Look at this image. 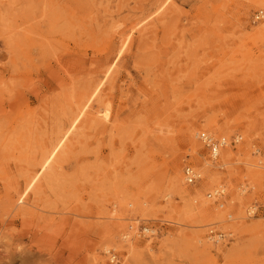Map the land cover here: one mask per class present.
I'll return each instance as SVG.
<instances>
[{"label":"rangeland","instance_id":"obj_1","mask_svg":"<svg viewBox=\"0 0 264 264\" xmlns=\"http://www.w3.org/2000/svg\"><path fill=\"white\" fill-rule=\"evenodd\" d=\"M160 1L0 0V202H16L37 173L22 215L0 203V264H108L110 254L119 264H264V177H251L264 173V18L254 20L264 8L171 0L147 32L131 29ZM112 63L89 110L99 121L80 118L40 171ZM201 132L242 137L225 147L227 163L221 149L212 162ZM204 160L220 181L193 185L213 213L178 219L204 205L172 193L173 168L183 180ZM137 194L144 211L121 204ZM209 229L230 240L213 245Z\"/></svg>","mask_w":264,"mask_h":264},{"label":"bare ground","instance_id":"obj_2","mask_svg":"<svg viewBox=\"0 0 264 264\" xmlns=\"http://www.w3.org/2000/svg\"><path fill=\"white\" fill-rule=\"evenodd\" d=\"M170 3H171V0L160 1V3L155 6V8L152 10V12L151 11L148 12V14L151 12L148 16H146L141 21L140 20L137 21L131 29H136L138 33L147 32L149 30V27L152 26V22L154 20L162 21L167 16V11H169V6L171 5ZM255 6L264 8V0H255ZM258 11H261L264 13V11L262 9L258 10ZM143 21H145V22L142 23ZM141 25H143V26H141ZM148 25H150V26H148ZM136 27H138V28H136ZM127 45H128V36L123 38L121 47L119 49V53L125 47H127ZM113 65H114V63H112L106 69V71L103 75L104 78L97 84V86L93 90V92L86 98L84 104L79 109L77 116L73 119L69 128L62 134L60 140L55 144V146L50 151L47 152L48 153L47 156L44 158V160L40 164V167H39L40 171H43L46 168H48L51 164V161L54 159V157H56L57 152L60 151L66 145V141H67L68 137L71 135L72 131L76 128V123L79 122L80 118H83L84 120L85 119L89 120L90 122H92V121L98 122L99 121V119L96 116H93L94 114L92 115L91 112H89V110L91 109L93 99L95 98L98 90L101 89L103 81L107 78V75L110 74V72H111L110 69ZM107 112H108V108H105V110L102 114H100L99 112H97V114L101 115L104 120H108L107 119V117H108ZM200 134H203L207 138L216 139V138H214V135L211 132H209V133L208 132H201ZM199 135H198V138H199ZM189 136H190L191 141L193 142L192 152L194 154H198L200 147H199V144H197L196 141L194 140L195 134L193 133V131L190 132ZM200 145L202 146L201 143H200ZM221 158L225 163H227L228 160L231 158V154L228 152L227 149H225V147L223 149H221ZM212 164H213L212 162L204 160V167H201L199 170L195 169L194 167L189 165L192 167V170H193L195 176H197V178H198L197 180L198 181L202 180L200 183L201 187H210V186H213V185L219 183V181H220L219 175L216 173H213V171L210 168V167H214V165H212ZM247 164H250V163H247ZM260 168L264 169V167H260ZM173 170H174V172H172L173 176L170 177V179H169V187H170L172 193H174V195H176L177 197H179L181 199L190 200L195 205L197 204V200L199 199L200 203L202 205H204V207H198V206H196L195 208L191 207V208H188L187 210L182 211L181 213H177V215L180 216V217H178V219H181L182 216L189 218V216H191V214H193L194 211L197 210L198 208H203V209H199V211H198V214H202V216L206 215L207 212H208V215L212 214L213 213L212 210L206 211V210H208L206 206H210L211 204H207V202L204 199H202V193L200 190L201 187L198 188L197 185H189V186L185 185L182 178L178 175V173H176L177 168H173ZM251 177L255 180L256 184L260 185L261 179L264 177V173L255 171L251 174ZM36 180H37V173H34L27 180V182L25 183V186L21 190V192L17 193V195L19 197L16 200V202L12 201V199L6 195L5 198H3L0 202L1 205L5 208V211H8L10 213L14 212V210L16 209V205L18 203L22 204V201H24L25 197L27 196L29 191L32 189V186H33V184H35ZM217 189L223 190V188L221 186L216 187L215 189L211 190L210 193H208V194H211V197L208 198L207 197L208 194H206V197L208 199L218 198L216 196H213V193H217V191H216ZM34 193H39V191H35ZM143 197L145 198V196L140 197V196H138V194L133 196V197L122 196L121 197V204L123 205V202H127L128 205L129 204L131 206L134 205L133 209L130 211L142 212L141 210H143V211L145 210V209H143V206L145 205V202H142ZM127 211H129V210H127ZM248 212H250V208H249ZM22 214H23V212L20 211V208L16 209V211L14 213L15 216H19ZM120 227H122V226H120ZM120 230H121V228L118 230V232H120ZM224 233L229 237L228 232H224ZM229 240H227V241H229ZM213 245H217V244H213ZM118 246L120 248L122 247V245L120 243ZM132 250H133V247L130 244H128L126 251L131 252ZM104 251L107 252L108 251L107 248L104 249ZM202 251H204V250H202ZM95 264H99V262L98 263L95 262Z\"/></svg>","mask_w":264,"mask_h":264},{"label":"built area","instance_id":"obj_3","mask_svg":"<svg viewBox=\"0 0 264 264\" xmlns=\"http://www.w3.org/2000/svg\"><path fill=\"white\" fill-rule=\"evenodd\" d=\"M264 13L261 11H258L254 15V20L259 21L263 19ZM199 140L205 145V147L208 148V159L212 162H216L220 149L231 145V144H238L241 141V136L240 135H235L233 136L230 140L225 139V137H220L218 139H211L205 137L203 134L199 135ZM257 153V151H256ZM259 164H264V157L262 158L261 161H259ZM183 174V181L187 185H193L197 181V176H195L192 167L187 165L183 168L182 170ZM217 193H213V196H216L220 198L223 195V190L217 189ZM208 198L211 197V194L207 195ZM252 212V210H250ZM141 232L143 234H150L152 235V230L149 229L148 227H144ZM230 236V233H228ZM229 239L228 236L223 232V231H218V230H213L209 229L207 233V240H209L212 244H218V243H223L225 240ZM108 264H119L117 257L114 254H110Z\"/></svg>","mask_w":264,"mask_h":264}]
</instances>
